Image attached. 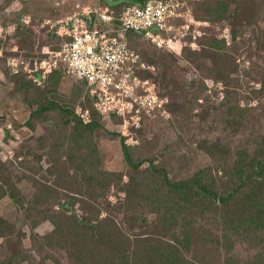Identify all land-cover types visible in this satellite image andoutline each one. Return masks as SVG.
Listing matches in <instances>:
<instances>
[{"label":"rangeland","instance_id":"1","mask_svg":"<svg viewBox=\"0 0 264 264\" xmlns=\"http://www.w3.org/2000/svg\"><path fill=\"white\" fill-rule=\"evenodd\" d=\"M136 3L0 0V54L34 69L63 24ZM190 14L178 52L129 38L169 118L102 116L63 67L32 77L0 57V264H154L166 238L190 264H264V195L252 198L264 187V0L194 2ZM251 206V223L236 218Z\"/></svg>","mask_w":264,"mask_h":264},{"label":"built area","instance_id":"2","mask_svg":"<svg viewBox=\"0 0 264 264\" xmlns=\"http://www.w3.org/2000/svg\"><path fill=\"white\" fill-rule=\"evenodd\" d=\"M206 0H145L127 4L119 15L109 7L96 15L82 14L80 20L66 25L65 40L49 59L32 69L23 55L5 54L4 66L14 74L36 72L49 66V71L63 67L75 79L83 82L94 107L106 117L116 113L124 123L136 125L143 117H170L167 99L156 90L144 73L151 67L130 41L140 36L159 50L178 52L185 41L184 33L196 23L190 14L194 2Z\"/></svg>","mask_w":264,"mask_h":264},{"label":"trees","instance_id":"3","mask_svg":"<svg viewBox=\"0 0 264 264\" xmlns=\"http://www.w3.org/2000/svg\"><path fill=\"white\" fill-rule=\"evenodd\" d=\"M207 1H211V0H206V1H202V2H207ZM202 2H196V3H202ZM139 51V50H138ZM96 112H98V110L96 108H94ZM166 110H168L166 108ZM100 115L104 116L103 114H101L100 112H98ZM168 113L170 114V111H168ZM112 117H117L116 113H112L111 114V118ZM147 119H151V117H145ZM169 118V117H168ZM125 153H126V158L127 161L130 163L132 161L131 158V154L129 151V147L126 145L125 148ZM250 178V177H247ZM264 181V178H262ZM173 187L175 189H183V186H179L177 187L176 184L173 185ZM200 189H202V191H204L205 193H208L209 196L216 198V196L218 195L217 193H215L216 191L213 190V188H211L209 185L207 184H199ZM264 188V187H263ZM260 188L257 191H252V198H253V202L255 204V206H258L259 203V199L261 198L262 195H264V189ZM193 189V185L192 182L190 180L187 181V194L189 192H191ZM193 195H187V202L193 200ZM226 201V199H225ZM228 203V202H227ZM243 204V203H241ZM245 205V204H244ZM264 208V205L262 206ZM257 207L251 206L250 208V212L247 213L245 211H241L243 213V215H250L249 219H244L245 217H236L237 219H242L241 222L246 223V222H252L255 218L254 215V209ZM264 216V210L258 215V218H262ZM243 231V229H242ZM185 234L187 237V231L185 230ZM161 237V236H160ZM160 241H165L166 242V246L164 248H160L157 247V251L156 253L152 251L153 253V259L152 261L154 262V264H190L189 262L187 263V259H185V256H183L181 249L178 247V245L176 244V242L171 239V238H166L165 240H160ZM173 248V249H172ZM172 249V250H171ZM171 250V252H170ZM151 260H148L147 262H136L135 264H151Z\"/></svg>","mask_w":264,"mask_h":264},{"label":"crops","instance_id":"4","mask_svg":"<svg viewBox=\"0 0 264 264\" xmlns=\"http://www.w3.org/2000/svg\"><path fill=\"white\" fill-rule=\"evenodd\" d=\"M106 1V5L107 6H113L115 3L119 2V3H123V2H136L138 1L139 3V0H105Z\"/></svg>","mask_w":264,"mask_h":264},{"label":"water","instance_id":"5","mask_svg":"<svg viewBox=\"0 0 264 264\" xmlns=\"http://www.w3.org/2000/svg\"><path fill=\"white\" fill-rule=\"evenodd\" d=\"M117 3H119V2H117ZM139 3L141 4V5H145V0H139ZM116 4V3H115ZM111 6V5H110Z\"/></svg>","mask_w":264,"mask_h":264}]
</instances>
